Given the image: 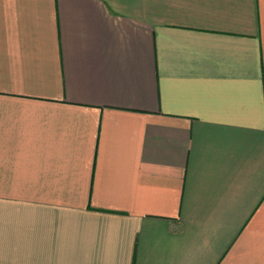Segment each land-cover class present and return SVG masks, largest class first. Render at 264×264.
<instances>
[{
	"label": "crops",
	"instance_id": "1",
	"mask_svg": "<svg viewBox=\"0 0 264 264\" xmlns=\"http://www.w3.org/2000/svg\"><path fill=\"white\" fill-rule=\"evenodd\" d=\"M0 264H264V0H0Z\"/></svg>",
	"mask_w": 264,
	"mask_h": 264
}]
</instances>
